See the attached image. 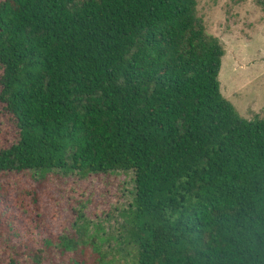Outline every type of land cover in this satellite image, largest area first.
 <instances>
[{
  "label": "trees",
  "instance_id": "obj_1",
  "mask_svg": "<svg viewBox=\"0 0 264 264\" xmlns=\"http://www.w3.org/2000/svg\"><path fill=\"white\" fill-rule=\"evenodd\" d=\"M195 6L0 2V103L17 129L0 172L133 173L124 248L108 259L79 227L60 240L73 264H264V118L222 95L224 49Z\"/></svg>",
  "mask_w": 264,
  "mask_h": 264
},
{
  "label": "rangeland",
  "instance_id": "obj_2",
  "mask_svg": "<svg viewBox=\"0 0 264 264\" xmlns=\"http://www.w3.org/2000/svg\"><path fill=\"white\" fill-rule=\"evenodd\" d=\"M195 9L205 32L218 37L224 49L218 75L222 95L241 116L264 118L261 6L256 0H196ZM16 139L15 122L0 103V146ZM133 197L132 171L86 176L0 172V264H73L78 254L63 250L60 240L75 235L79 227L87 228L108 259L118 256L125 246ZM33 253L40 256L39 263L31 258ZM96 255L90 248L85 257L92 262ZM126 258V264H133L131 256Z\"/></svg>",
  "mask_w": 264,
  "mask_h": 264
}]
</instances>
